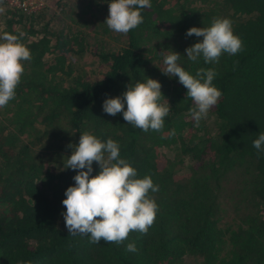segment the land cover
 Segmentation results:
<instances>
[{"label": "trees", "instance_id": "trees-1", "mask_svg": "<svg viewBox=\"0 0 264 264\" xmlns=\"http://www.w3.org/2000/svg\"><path fill=\"white\" fill-rule=\"evenodd\" d=\"M110 2L92 0L76 11L67 0H47L26 14L1 0L2 35L25 33L32 59L23 62L15 98L0 108V264H264V153L253 147L264 133V0H151L141 25L114 32V48L92 52L103 70L89 78L77 63L81 40L39 20L55 9L72 21L89 19L84 9L108 16ZM215 18L231 20L243 50L215 64L189 60L185 49L203 37L187 30L210 27ZM102 32L110 34L107 26ZM171 51L191 75L200 68L217 73L213 85L222 96L199 127L187 90L162 73ZM145 77L161 84L171 107L159 132L102 109ZM85 132L117 142L136 178L158 185L149 193L158 212L147 234L131 232L117 245L68 233L61 202L77 172L64 168L67 146ZM92 167L95 176L100 169ZM128 244L137 251H126Z\"/></svg>", "mask_w": 264, "mask_h": 264}, {"label": "clouds", "instance_id": "clouds-1", "mask_svg": "<svg viewBox=\"0 0 264 264\" xmlns=\"http://www.w3.org/2000/svg\"><path fill=\"white\" fill-rule=\"evenodd\" d=\"M151 6V0H111L104 23L113 32L127 35L144 22L141 10ZM24 36L23 32L0 36V108L15 98L24 74L23 62L32 59L30 50L21 42ZM186 36L203 37L202 42L185 49L186 57L193 62L202 58L205 64H215L223 54L233 56L243 50V42L234 34L232 22L227 18H215L207 28L192 27ZM179 59L180 54L172 51L166 55L162 73L177 77L187 90L186 96L196 106L192 117L199 127L200 121L222 96L213 85L217 73L212 68H200L191 75L178 64ZM145 80L134 86L129 84L121 96L105 99L102 109L111 116L122 113L127 124L143 132H159L171 107L162 95L161 84L151 78L145 77ZM67 147L71 155L64 168L77 172L73 177L74 186L66 189V198L61 202L66 209L61 215L68 233L88 236L92 244L103 240L117 245L131 232L147 234L158 212V205L149 196L150 192L159 190L151 177L136 178V169L120 158V145L112 139L102 142L85 132L77 145ZM253 147L258 154L264 153V133L253 141ZM93 162L100 169L95 176H92ZM126 251L136 252L137 249L134 244H128Z\"/></svg>", "mask_w": 264, "mask_h": 264}, {"label": "rangeland", "instance_id": "rangeland-1", "mask_svg": "<svg viewBox=\"0 0 264 264\" xmlns=\"http://www.w3.org/2000/svg\"><path fill=\"white\" fill-rule=\"evenodd\" d=\"M92 0H67L70 6H73L76 11L83 8V4ZM50 9H53L54 6L52 3ZM90 4V3H89ZM4 5L1 3L0 0V14L3 15ZM56 12L50 16L49 18L40 17V22H48L50 24L51 31H55L61 35L67 36H76L78 37L81 42L85 45L83 52L80 54L79 59H77V63L81 66V68L85 71L89 78H96L99 76L101 69L103 67L96 62L95 57L92 55L93 51L101 50L103 47H110L114 48V46L118 45V39L113 36L114 32L110 30V34L103 33V28L107 25L101 23V18L106 17V11H85L84 9V16L85 19L89 18L84 21H72L64 15V13L60 12L59 10L55 9ZM1 21H0V29H1ZM0 35H2L0 30ZM67 59H71L69 55Z\"/></svg>", "mask_w": 264, "mask_h": 264}, {"label": "built area", "instance_id": "built-area-1", "mask_svg": "<svg viewBox=\"0 0 264 264\" xmlns=\"http://www.w3.org/2000/svg\"><path fill=\"white\" fill-rule=\"evenodd\" d=\"M3 2L8 8L28 14L43 9L47 0H3Z\"/></svg>", "mask_w": 264, "mask_h": 264}, {"label": "crops", "instance_id": "crops-1", "mask_svg": "<svg viewBox=\"0 0 264 264\" xmlns=\"http://www.w3.org/2000/svg\"><path fill=\"white\" fill-rule=\"evenodd\" d=\"M1 13V12H0ZM0 16H1V14H0Z\"/></svg>", "mask_w": 264, "mask_h": 264}]
</instances>
